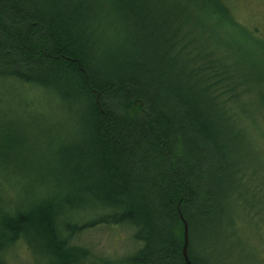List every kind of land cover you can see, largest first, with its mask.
Masks as SVG:
<instances>
[{"label":"trees","instance_id":"1","mask_svg":"<svg viewBox=\"0 0 264 264\" xmlns=\"http://www.w3.org/2000/svg\"><path fill=\"white\" fill-rule=\"evenodd\" d=\"M159 1L0 0V79L80 96L88 133L39 159L60 162L55 195L0 197V264H187L184 222L188 262L223 264L239 209L260 222L239 116L264 123V0ZM95 227L137 251L94 257L74 240Z\"/></svg>","mask_w":264,"mask_h":264},{"label":"rangeland","instance_id":"2","mask_svg":"<svg viewBox=\"0 0 264 264\" xmlns=\"http://www.w3.org/2000/svg\"><path fill=\"white\" fill-rule=\"evenodd\" d=\"M260 6L261 3L256 4V7ZM153 8L162 12L165 1L160 0ZM258 12L261 13L256 8L249 13ZM223 35L227 42V34ZM96 37L99 43L100 38ZM226 50L227 47L220 48V53L225 54ZM57 93L54 89L40 90L20 81L0 79V161L8 162L0 178V197L6 204L9 201L25 205L35 192L55 195L56 182L51 176L60 162L39 159L47 158L50 149L56 145L85 143L88 137L84 124L86 102L80 96L65 97L64 92ZM229 106L234 107V103L229 102ZM239 119L240 127L246 133L245 139L252 144L248 148L247 161H264V123L258 116L240 115ZM256 179L264 192V165L257 171ZM86 187L87 183H84V189ZM259 208V223L251 220L246 206L239 209L237 221L228 228L233 236L226 245L229 254L223 258V264H264V202ZM74 241L89 249L94 257L101 255L111 257V260L132 255L138 249L132 240V230L124 231L119 227L85 230ZM17 253L12 254L9 264L36 263L37 257L26 254L24 248Z\"/></svg>","mask_w":264,"mask_h":264},{"label":"water","instance_id":"3","mask_svg":"<svg viewBox=\"0 0 264 264\" xmlns=\"http://www.w3.org/2000/svg\"><path fill=\"white\" fill-rule=\"evenodd\" d=\"M184 246L182 250V255L184 257V260L186 261L187 264H190L188 262V243H189V237H188V227L186 223L184 222Z\"/></svg>","mask_w":264,"mask_h":264},{"label":"bare ground","instance_id":"4","mask_svg":"<svg viewBox=\"0 0 264 264\" xmlns=\"http://www.w3.org/2000/svg\"><path fill=\"white\" fill-rule=\"evenodd\" d=\"M98 97H99V96H96V103H97V104H98V102H97Z\"/></svg>","mask_w":264,"mask_h":264}]
</instances>
